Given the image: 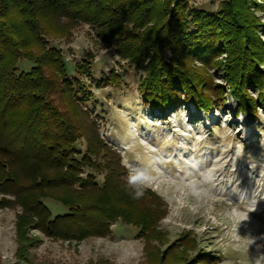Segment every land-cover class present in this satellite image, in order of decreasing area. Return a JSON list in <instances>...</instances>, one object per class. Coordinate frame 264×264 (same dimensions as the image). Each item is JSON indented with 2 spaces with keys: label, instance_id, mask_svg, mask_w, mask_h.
Instances as JSON below:
<instances>
[{
  "label": "trees",
  "instance_id": "trees-1",
  "mask_svg": "<svg viewBox=\"0 0 264 264\" xmlns=\"http://www.w3.org/2000/svg\"><path fill=\"white\" fill-rule=\"evenodd\" d=\"M190 1L0 0V207L19 203L37 229L66 240L110 235L118 221L138 237L156 230L166 200L128 181L86 106L93 93L81 77L91 76L92 55L71 76L49 36L65 24H88L142 72L147 107L165 113L191 103L207 113L231 94L235 113L256 119L264 109V24L256 17L264 0H222L214 11ZM21 60L32 64L28 70H19ZM118 81L113 71L102 84ZM50 200L66 212L53 215Z\"/></svg>",
  "mask_w": 264,
  "mask_h": 264
},
{
  "label": "rangeland",
  "instance_id": "rangeland-1",
  "mask_svg": "<svg viewBox=\"0 0 264 264\" xmlns=\"http://www.w3.org/2000/svg\"><path fill=\"white\" fill-rule=\"evenodd\" d=\"M221 2L190 1L213 11ZM256 17L264 24V11ZM260 37L264 41V32ZM49 40L71 76L75 64L92 55V74L81 77L93 93L86 106L120 153L128 181L161 195L168 212L148 238L118 221L110 235L66 240L37 229L21 204L0 207V264H205L207 253L213 264H264V109L256 119L237 115L230 94L225 106L207 113L191 103L162 113L141 98L142 72L88 24H65ZM31 65L21 60L18 66ZM113 71L119 81L102 84ZM222 79L217 75L218 83ZM47 204L53 215L66 212L55 201Z\"/></svg>",
  "mask_w": 264,
  "mask_h": 264
}]
</instances>
